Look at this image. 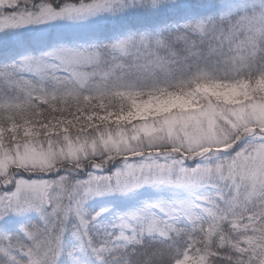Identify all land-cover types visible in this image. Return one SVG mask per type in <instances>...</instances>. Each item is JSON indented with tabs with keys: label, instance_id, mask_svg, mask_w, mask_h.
I'll return each instance as SVG.
<instances>
[{
	"label": "snow or ice",
	"instance_id": "obj_1",
	"mask_svg": "<svg viewBox=\"0 0 264 264\" xmlns=\"http://www.w3.org/2000/svg\"><path fill=\"white\" fill-rule=\"evenodd\" d=\"M0 264H264V0H0Z\"/></svg>",
	"mask_w": 264,
	"mask_h": 264
}]
</instances>
